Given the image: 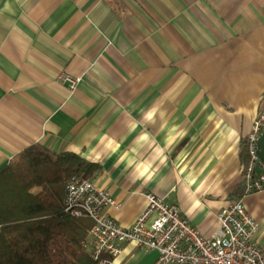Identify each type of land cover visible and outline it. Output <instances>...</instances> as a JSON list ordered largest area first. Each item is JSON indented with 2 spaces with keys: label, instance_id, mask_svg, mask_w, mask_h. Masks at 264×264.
Here are the masks:
<instances>
[{
  "label": "crops",
  "instance_id": "crops-1",
  "mask_svg": "<svg viewBox=\"0 0 264 264\" xmlns=\"http://www.w3.org/2000/svg\"><path fill=\"white\" fill-rule=\"evenodd\" d=\"M263 111L264 0H0V169L33 145L79 154L125 228L154 194L213 237L242 200L264 248L241 155ZM158 258L127 243L114 264Z\"/></svg>",
  "mask_w": 264,
  "mask_h": 264
},
{
  "label": "built area",
  "instance_id": "built-area-1",
  "mask_svg": "<svg viewBox=\"0 0 264 264\" xmlns=\"http://www.w3.org/2000/svg\"><path fill=\"white\" fill-rule=\"evenodd\" d=\"M59 80L72 92L81 82L80 78L65 74ZM263 130L264 111L248 137L250 162L243 173L245 196L264 191V163L258 156ZM66 190V211L74 218L93 222L84 250L95 264H114L127 243H136L145 253H158L154 264H264V248L255 243L259 224L242 200L221 210L219 231L208 237L182 217L177 208L154 194H147L145 211L132 227L125 228L105 214V209L116 203L95 181L75 176L68 181Z\"/></svg>",
  "mask_w": 264,
  "mask_h": 264
},
{
  "label": "trees",
  "instance_id": "trees-1",
  "mask_svg": "<svg viewBox=\"0 0 264 264\" xmlns=\"http://www.w3.org/2000/svg\"><path fill=\"white\" fill-rule=\"evenodd\" d=\"M242 147L247 168L248 138ZM99 171L79 154L54 153L41 145L1 168L0 264H95L84 250L93 222L72 217L65 201L72 177L94 180Z\"/></svg>",
  "mask_w": 264,
  "mask_h": 264
},
{
  "label": "water",
  "instance_id": "water-1",
  "mask_svg": "<svg viewBox=\"0 0 264 264\" xmlns=\"http://www.w3.org/2000/svg\"><path fill=\"white\" fill-rule=\"evenodd\" d=\"M258 156L260 160L264 163V130L263 134L261 135L258 141ZM260 171V168H258L257 172L260 173Z\"/></svg>",
  "mask_w": 264,
  "mask_h": 264
},
{
  "label": "bare ground",
  "instance_id": "bare-ground-1",
  "mask_svg": "<svg viewBox=\"0 0 264 264\" xmlns=\"http://www.w3.org/2000/svg\"><path fill=\"white\" fill-rule=\"evenodd\" d=\"M66 75V74H65ZM69 76V75H68ZM81 79V78H80ZM67 86V85H66ZM78 88V87H77ZM77 90V89H76ZM244 173V172H243Z\"/></svg>",
  "mask_w": 264,
  "mask_h": 264
}]
</instances>
